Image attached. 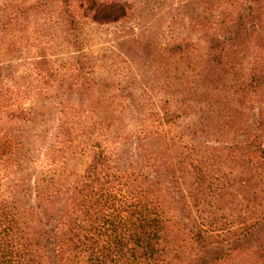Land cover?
<instances>
[{
  "label": "rangeland",
  "instance_id": "374dc122",
  "mask_svg": "<svg viewBox=\"0 0 264 264\" xmlns=\"http://www.w3.org/2000/svg\"><path fill=\"white\" fill-rule=\"evenodd\" d=\"M38 1L0 0L4 109L30 113L37 130L58 125L69 129L71 141L56 142L54 157L64 161L71 173L85 169L91 158L90 145L101 143L112 151L119 147L118 137L147 144L154 161L177 164L185 153H191L185 160L187 166L177 174L186 191L197 193L198 205L192 209L207 224L205 230L217 231L210 233V241L227 247L236 238L239 225L251 222L255 205L250 201L252 192L239 191L249 178L242 159L234 160L221 148L241 134L235 136L236 126H219L216 119L226 123L233 114L231 119L239 121L244 113L251 117L253 112L236 106L231 89L235 71L221 73V90L214 91L211 84L206 83L205 88L193 79V63L206 55V30L218 20L242 12L238 10L242 0H123L131 7L126 20L97 25L78 19L70 30L57 6L37 5ZM35 3L31 13H20V8ZM175 45H182L186 53L171 54L169 49ZM79 100L84 101L82 106ZM129 100L134 104L127 103ZM6 110L0 111V158L42 147L39 141L31 146L26 132L32 130L27 124L7 123ZM164 110L177 115L174 123L160 121ZM199 120L205 128L203 142L192 144L184 135V126ZM52 135L51 130L49 139ZM190 166L202 167L199 171L206 178L211 175L203 183L205 192L198 191L200 173ZM13 171L10 178L19 175ZM217 187L225 191L223 196ZM162 208L177 236L172 248L188 254V233L178 213L165 204ZM213 264L264 263L254 250H245Z\"/></svg>",
  "mask_w": 264,
  "mask_h": 264
},
{
  "label": "trees",
  "instance_id": "16d2710c",
  "mask_svg": "<svg viewBox=\"0 0 264 264\" xmlns=\"http://www.w3.org/2000/svg\"><path fill=\"white\" fill-rule=\"evenodd\" d=\"M45 4L58 7L68 30L78 19L97 25L118 23L129 18L131 11L123 0L37 3ZM35 5L20 8V13H31ZM238 10L242 12L218 20L206 30V55L200 62L194 57L193 79L220 91L221 73L235 71L231 89L236 106L253 112L251 117V113H244L239 121L231 119L233 114L226 123L216 119L219 126H236L235 136L241 134L240 139L235 137L221 148L234 160L242 159L249 174L239 191L252 192L250 201L255 210L251 222L239 225L236 238L227 247L210 241V233L217 231L205 230L207 224L192 209L198 205L197 193L186 191L177 174L184 164L187 166L185 160L191 153H185L177 164L154 161L147 144L118 137L119 147L112 151L101 143L88 146L89 163L81 173H71L64 161L54 157L56 142L71 141L69 129L58 125L37 130L30 113L4 109L5 93L0 88V111L6 110L7 123L27 124L32 130L26 132L31 146L35 141L44 146L0 158V264H213L245 250H254L264 263V0H242ZM169 52L176 56L186 53L182 45ZM79 104L84 101L79 100ZM167 112L159 116L160 121L174 123L177 115ZM204 129L200 120L191 122L184 126V135L192 144L196 140L201 143ZM51 130L54 135L49 139ZM185 149L194 152L193 148ZM214 150L221 152L220 147ZM191 169L200 173L198 191L205 192L203 183L211 175H202L200 166ZM12 171L19 175L10 178ZM221 188L217 190L223 196ZM164 204L178 213L188 233V254L172 248L177 236L164 216Z\"/></svg>",
  "mask_w": 264,
  "mask_h": 264
}]
</instances>
